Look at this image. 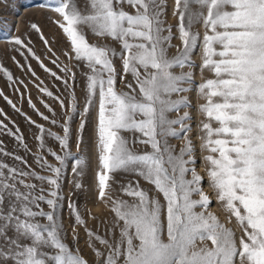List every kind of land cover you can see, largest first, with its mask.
<instances>
[{"label":"snow or ice","instance_id":"obj_1","mask_svg":"<svg viewBox=\"0 0 264 264\" xmlns=\"http://www.w3.org/2000/svg\"><path fill=\"white\" fill-rule=\"evenodd\" d=\"M167 2L84 0L82 11L76 0H54L53 11L59 17L54 23L67 44L61 54L71 64L59 65L58 57L52 60L62 75L45 67L26 38H13V51L26 60L25 52L31 53L41 61L39 66L69 92L71 104L36 85L66 109L59 123L63 134L47 130L64 150L63 155L48 150L59 166L44 156L36 157L50 175L0 162V264H264V0H173L179 46L173 45V26L165 19ZM196 25L203 28L202 34L193 30ZM31 28L44 45L50 43L37 24ZM85 28L95 42L89 41ZM198 43L197 66L191 54ZM173 47L177 52L170 56ZM11 59L36 77L30 63ZM197 67L201 74L211 72L213 78L199 84L204 103L198 111L204 119L194 138L189 135L193 132L190 114L185 111L176 118L171 114L190 107L186 97H172L189 90L185 84ZM78 71L83 73V104L75 91ZM0 72L14 87L27 88L7 67L0 65ZM0 96L21 111L3 91ZM31 106L36 109L35 104ZM45 107L51 119L38 109L37 114L56 125V113ZM92 108L99 161L95 191L113 220L110 235H100L88 229L79 208L70 205L74 224L84 227L92 242L93 258L88 259L78 246L75 226L71 230L74 244L66 242L58 209L62 169L72 155L73 114ZM26 118L38 129L43 149L44 125ZM86 123L82 120L79 130ZM0 131L24 144L19 128L13 131L0 120ZM173 137L183 141L179 150L169 143ZM195 140L200 141L206 162L203 175L196 166ZM136 144L145 150L134 151ZM0 154L27 164L2 146ZM81 163L76 160L77 166ZM78 174H83L82 169ZM205 175L211 191L202 186ZM28 178L39 185L27 182ZM213 199L227 214V223L211 210ZM233 221L238 232L228 226ZM95 242L104 249L96 248Z\"/></svg>","mask_w":264,"mask_h":264},{"label":"rangeland","instance_id":"obj_2","mask_svg":"<svg viewBox=\"0 0 264 264\" xmlns=\"http://www.w3.org/2000/svg\"><path fill=\"white\" fill-rule=\"evenodd\" d=\"M76 3L81 7V10H85L84 0H76ZM172 5L173 0H168L166 8L165 19L168 24L173 26V35L174 39L172 40L173 45H180V40L175 38L178 36L176 29L177 19L172 15ZM55 7L54 0H0V65L7 67L14 74V79L23 80L27 85V88H24L20 85L13 86V81L7 79V76L0 72V91H3L4 96H7L17 105L21 110L19 113L7 103V101L0 96V109L3 110L4 114H0V120H3L4 123L8 124L9 128L15 131L17 128L20 129V132L23 133L25 140L24 144H21L19 141H16L14 137L8 136L6 133L0 131V141H3V144L0 145L5 148L6 151L13 153L14 155L21 156L24 160L27 161V164H23L20 161H16L13 157H6L0 154V162H6L10 166H15L18 169H23L25 171H36L39 174L48 173L41 169L40 165L36 162L37 156H44L49 163H55L59 166V162L55 161L49 153V149L56 151L58 154L63 155L64 150L59 147V142L55 141L53 137L47 135V130L56 132L58 134H63L60 131L59 123L60 116L66 111L65 108H61L59 102L54 100L53 97L46 96L45 93L40 92L37 84L40 87L47 88L52 91L54 96L59 95L61 99L66 100V104L70 106L71 100L69 97V92L66 91L63 87L61 81L56 80L50 74L46 72L44 68H41L40 62L42 61L45 67L56 71L58 75L60 73L59 68L56 64L52 63V60L58 57L57 63L59 65L69 64L70 62L67 58L61 54V49L67 50V44L64 41V36L61 34V30L54 23V20L59 19V17L54 13L53 9ZM37 24L44 35L45 38L50 40L48 45H44L37 33L32 30L31 25ZM194 31L198 30L203 33V28L199 25L194 26ZM85 32L88 36L90 42H95V37L88 32V29L85 28ZM166 34V33H165ZM16 36H23L26 38L31 46L34 48V51L41 57V61H37L35 58L31 57V53L25 52V56L29 59H24L21 55L13 51L12 40ZM119 48V45H114ZM51 49V52L48 49ZM177 48L173 47L169 49V55H176ZM200 54L201 47L198 43L197 48L192 52V59L195 64L198 66L200 64ZM15 57L16 60H19L21 64L30 63L32 70L36 72V77L31 76L30 72L27 69L19 68L11 57ZM117 66L119 67V61H116ZM187 69H185L186 71ZM177 73L181 70L177 67L175 69ZM130 78V77H129ZM207 78H213V74L209 71H204L201 74L199 67L195 69L194 77L191 81L187 82L185 86L189 89L186 92L180 94H173V99H179L181 97H186L190 102V107H183L179 112L171 114L172 118L176 116H182L185 111H187L191 120L188 123L193 128V132L189 133L190 136L196 137V131L198 130L199 121L204 119V116L199 113L198 106L199 104L204 103V101L199 96V84L202 83ZM83 73L78 71V82L75 84V91L78 94L80 103L83 104ZM18 89V90H17ZM20 93H24V96L21 97ZM31 98V103L29 99ZM31 104L36 105V109L40 112H43L45 115H49L50 119L52 113L48 111V108L45 107L47 104L51 107L56 113V118L58 123L52 125L49 121H44L38 114L36 109H33ZM70 112V107L67 109ZM6 114V115H5ZM26 117H31L33 120L37 121L38 124H43L46 133H45V147L42 149L40 147V142L38 139L39 131L34 126L31 125ZM96 118L95 108L89 109L87 112L81 110L73 114V120L71 121L72 127V138L70 139V149L72 155L67 157L66 163L62 169V177L60 180L61 184V206L58 209V218L64 225V229L67 232L65 236L66 242L70 245L74 244L72 238V228L75 226L79 235V248L82 254L88 258H93V249L89 247V244L92 243L88 240L86 236V229L81 226H76L74 224V213L70 205H76L81 214L87 222V228L96 231L100 235H110L108 228L112 223L113 214L102 202H99L100 209L94 210L92 208L93 203V193H95V174L98 168V153L96 151V134L94 131V124ZM87 121L84 129L79 130V125L81 121ZM214 126H216L214 124ZM82 135L83 141H79V137ZM169 143L176 146L177 150L182 146L183 141L178 138H169ZM197 145V160L196 166L198 171L201 174H204L206 168V162L202 159L199 150V140H195ZM134 151L140 152L144 151L145 147L140 144H136L133 148ZM207 153H204L206 155ZM80 159L82 163L77 166L76 160ZM73 169H77L74 171ZM82 169L83 174H78L79 170ZM131 178V177H129ZM117 180L121 179L120 175H117ZM27 182L36 183L39 185V181L28 178ZM77 184H81L82 187H76ZM141 184L144 187L148 185L144 184L141 181ZM202 186L206 191H211L208 187L207 176L205 175L204 180L202 181ZM45 187H47L45 185ZM23 189V186H21ZM97 198V197H96ZM46 211L49 210L46 205L41 204ZM211 210L220 216L222 222L227 223L226 213L223 209L217 204L216 200L213 199L212 205L210 206ZM42 223H45V220H41ZM229 227H235L237 232L239 231L238 226L235 225L233 221L231 224H228ZM207 243V242H205ZM95 247L101 250L104 249V246L95 242Z\"/></svg>","mask_w":264,"mask_h":264},{"label":"bare ground","instance_id":"obj_3","mask_svg":"<svg viewBox=\"0 0 264 264\" xmlns=\"http://www.w3.org/2000/svg\"><path fill=\"white\" fill-rule=\"evenodd\" d=\"M93 196H94V198H93L92 208L94 210H99L100 209L99 202H96V201H98L96 198L97 196H95V193H93Z\"/></svg>","mask_w":264,"mask_h":264}]
</instances>
